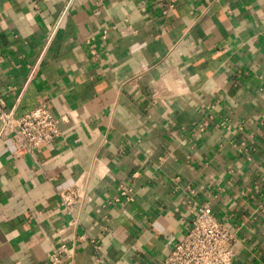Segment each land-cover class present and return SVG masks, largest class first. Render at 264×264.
<instances>
[{"label": "crops", "instance_id": "0c3cea01", "mask_svg": "<svg viewBox=\"0 0 264 264\" xmlns=\"http://www.w3.org/2000/svg\"><path fill=\"white\" fill-rule=\"evenodd\" d=\"M0 98L67 116L0 145V264H164L201 207L264 264V0H0Z\"/></svg>", "mask_w": 264, "mask_h": 264}, {"label": "built area", "instance_id": "2783aa9c", "mask_svg": "<svg viewBox=\"0 0 264 264\" xmlns=\"http://www.w3.org/2000/svg\"><path fill=\"white\" fill-rule=\"evenodd\" d=\"M66 115L57 117L49 108L39 105L16 116L3 106L0 98V145L9 143L11 155L18 158L53 142L59 137V123ZM124 194V193H123ZM79 190L69 187L58 194L63 211L69 213L79 198ZM74 220L70 221V224ZM231 233L205 207L198 209L184 236L173 245L164 264H232ZM95 252L99 247L93 245ZM68 248L62 245L50 256L52 264L61 260Z\"/></svg>", "mask_w": 264, "mask_h": 264}]
</instances>
